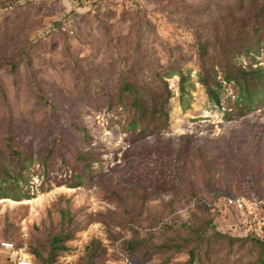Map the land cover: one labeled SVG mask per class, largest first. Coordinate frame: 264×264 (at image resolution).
Returning <instances> with one entry per match:
<instances>
[{
    "label": "rangeland",
    "instance_id": "1",
    "mask_svg": "<svg viewBox=\"0 0 264 264\" xmlns=\"http://www.w3.org/2000/svg\"><path fill=\"white\" fill-rule=\"evenodd\" d=\"M262 1L0 0V264H188L209 218L202 264H264V91L225 79L264 68Z\"/></svg>",
    "mask_w": 264,
    "mask_h": 264
},
{
    "label": "trees",
    "instance_id": "2",
    "mask_svg": "<svg viewBox=\"0 0 264 264\" xmlns=\"http://www.w3.org/2000/svg\"><path fill=\"white\" fill-rule=\"evenodd\" d=\"M7 7H12V4L9 3ZM259 16H264V0L262 1V8L259 10ZM258 29H255V33H258ZM199 61L201 63L204 62L207 56V42H203L199 40ZM171 73V72H170ZM180 77L179 81V90H180V100H183V96L185 93V82L186 76L181 70H176V72H172ZM226 80H235L237 83V87L239 89L238 99L239 103H241V110L243 112L251 111L254 108V104L256 101V95L260 91H264V68L256 67L251 68L250 70L240 69L238 70L235 76H226ZM199 81L205 87L206 93L211 101L216 104L220 103V97L218 94V89L222 87V83L217 79V75L213 73V71H208L204 68L199 72ZM132 84L128 79L123 81V90L129 91L131 94H134V89L132 88ZM170 94V92L168 91ZM169 100L170 96L165 100V102L161 105L159 109L160 116H164L166 119L169 116ZM136 108H140L141 105L135 101L134 103ZM144 108V107H143ZM76 129L86 132L79 124L74 125ZM86 134V133H85ZM50 153V152H49ZM48 153V154H49ZM246 204V203H245ZM213 220L211 218L208 219L206 223L197 226L196 228L191 229V234L188 235L185 239V247H189L188 249V264H202L203 250L205 249L207 253L211 241H218L219 238H224L223 234L218 232L212 224ZM231 242H233V238H230ZM61 240V235H55L53 238V247L56 246ZM135 248L134 243H130L127 246L128 250H133ZM262 260L264 261V251ZM46 264H50L49 259L45 260Z\"/></svg>",
    "mask_w": 264,
    "mask_h": 264
},
{
    "label": "built area",
    "instance_id": "3",
    "mask_svg": "<svg viewBox=\"0 0 264 264\" xmlns=\"http://www.w3.org/2000/svg\"><path fill=\"white\" fill-rule=\"evenodd\" d=\"M228 203L234 205L235 207H237L238 209H243L245 207V202L244 200L240 199V198H228ZM255 205H257L255 203ZM2 248H4L5 250H8L10 252H15V256L12 259V261H14V264H34L33 260H31L30 257L26 258V257H20L18 256V250L15 248L14 244L12 242H1Z\"/></svg>",
    "mask_w": 264,
    "mask_h": 264
}]
</instances>
